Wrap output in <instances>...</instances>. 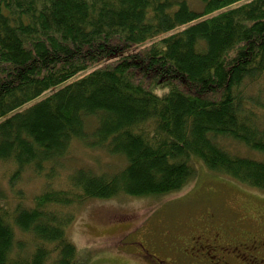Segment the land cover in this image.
Here are the masks:
<instances>
[{
	"label": "trees",
	"instance_id": "trees-1",
	"mask_svg": "<svg viewBox=\"0 0 264 264\" xmlns=\"http://www.w3.org/2000/svg\"><path fill=\"white\" fill-rule=\"evenodd\" d=\"M263 96L264 0H0L9 184L28 166L55 177L74 140L125 157L114 171L80 166L32 203L0 187V264H83L67 232L70 208L178 191L196 157L264 190V159L219 143L227 136L264 152ZM15 226L32 233L30 249Z\"/></svg>",
	"mask_w": 264,
	"mask_h": 264
},
{
	"label": "rangeland",
	"instance_id": "rangeland-1",
	"mask_svg": "<svg viewBox=\"0 0 264 264\" xmlns=\"http://www.w3.org/2000/svg\"><path fill=\"white\" fill-rule=\"evenodd\" d=\"M190 2L198 4V0ZM260 116H264V112H260ZM95 125L96 118H88V130L92 131ZM219 143L231 153L264 159V152L234 138L223 136ZM124 163L122 155L74 140L68 153L56 162L57 175L52 178L28 166L13 187L8 179L15 167L0 160V187L10 196L21 190L29 198L26 201L32 203L34 196L45 189L66 187L68 175L80 166L103 172L117 170ZM194 163L195 175L178 191L151 196L119 194L109 198H87L70 208L74 219L67 232L83 264H192L182 254L174 253L171 246L182 243L191 233L204 227L207 219L219 225L234 226L233 235H240L243 230L264 232L263 189L213 171L200 158H194ZM13 200L17 202V197ZM2 205L13 216V207ZM15 234L16 239L26 245L25 251L32 247L31 232L15 226Z\"/></svg>",
	"mask_w": 264,
	"mask_h": 264
},
{
	"label": "flooded vegetation",
	"instance_id": "flooded-vegetation-1",
	"mask_svg": "<svg viewBox=\"0 0 264 264\" xmlns=\"http://www.w3.org/2000/svg\"><path fill=\"white\" fill-rule=\"evenodd\" d=\"M211 220L207 219L204 227L191 233L182 243L171 246L173 252L182 254L192 264H264V232L261 233V229L250 233L243 230L240 235H233L234 226L219 225Z\"/></svg>",
	"mask_w": 264,
	"mask_h": 264
},
{
	"label": "bare ground",
	"instance_id": "bare-ground-1",
	"mask_svg": "<svg viewBox=\"0 0 264 264\" xmlns=\"http://www.w3.org/2000/svg\"><path fill=\"white\" fill-rule=\"evenodd\" d=\"M196 158H198V157H196Z\"/></svg>",
	"mask_w": 264,
	"mask_h": 264
}]
</instances>
